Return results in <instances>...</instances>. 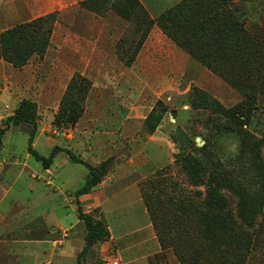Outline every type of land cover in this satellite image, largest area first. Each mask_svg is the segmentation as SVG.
Returning <instances> with one entry per match:
<instances>
[{
    "label": "rangeland",
    "instance_id": "374dc122",
    "mask_svg": "<svg viewBox=\"0 0 264 264\" xmlns=\"http://www.w3.org/2000/svg\"><path fill=\"white\" fill-rule=\"evenodd\" d=\"M174 1L153 0L157 14L154 10L152 14L141 3L155 19ZM23 2L19 5L14 0H1L0 36L7 29L40 16L53 14L56 19L44 55L34 54L23 66L10 62L6 65L9 66L7 74L22 94L14 100H0L1 142L7 140L9 147H15L14 151L27 147L25 135L29 136L32 124L22 122L6 128L5 120L17 113L22 100L29 99L37 105L36 135L39 133L41 139L33 146L38 153L47 157L50 149L58 145L69 148L77 156L87 153L95 159L101 154L106 158L103 162H109V168L113 166L110 161L115 155H126L131 159L134 181L142 190L164 250L159 255V263L180 264L170 247L172 236L178 233L176 223H186L179 219L187 210L191 218L187 223L193 226L197 212L207 211L214 175L232 177L249 190L260 185V177H253V170L255 164L264 168V94H258L249 122L245 124L260 152L258 158H249L251 163L248 155L241 153L240 136L216 133L214 120L230 122L229 114L205 101L206 98L216 100L228 109L245 95L190 55L157 23L142 42L135 59L127 62L141 36L143 23L136 18H123L111 8L109 0H32L34 13ZM227 7L251 34L260 40L264 38V0H228ZM24 12L29 15L25 16ZM32 16L35 18L24 21ZM80 78L87 84L81 93L74 90L79 97L81 117L76 122L62 117L56 120L68 85ZM154 108L160 111L164 108L165 112L157 129L151 132L145 119ZM154 133L159 134L156 141L151 139ZM97 144L101 149L95 151ZM205 145L211 151L210 157L198 151ZM110 154L114 156L108 157ZM57 155L69 158L64 151H59L55 157ZM185 155L201 158L205 173L200 182L189 177L181 159ZM76 166L69 173L74 181L83 179L78 185L81 188L86 183L88 169L83 164ZM218 192L226 200L224 210H230L237 218L238 195L228 185L220 186ZM45 207H49L48 202L41 210ZM134 210L138 214L136 224L146 225L148 219L140 205H134ZM263 216L264 208L258 221ZM86 234L85 226V240ZM153 243L151 240L150 247ZM87 254L81 256V264ZM113 260L114 255H111L109 261ZM107 261L105 258L95 264ZM250 264H264L260 250Z\"/></svg>",
    "mask_w": 264,
    "mask_h": 264
},
{
    "label": "trees",
    "instance_id": "16d2710c",
    "mask_svg": "<svg viewBox=\"0 0 264 264\" xmlns=\"http://www.w3.org/2000/svg\"><path fill=\"white\" fill-rule=\"evenodd\" d=\"M109 1L111 8L123 18H136L137 22L143 23L141 36L127 62L135 59L142 42L157 23L179 46L245 95L243 100L228 109L216 100L209 101L206 98L205 101L216 110L229 114L230 122L214 120L216 133L237 134L243 144L242 155H248V159L258 158L259 149L254 137L245 129V124L249 122L258 94H264V38L260 40L245 28L234 11L227 7L228 0H181L155 19L150 17L140 0ZM55 19L53 14H47L2 32L0 58L18 67L25 65L34 54L44 55L50 44ZM86 85V80L82 78L71 81L56 120L62 117L76 122L81 117L79 97L74 94V90L81 93ZM36 111L35 102L22 100L17 113L5 120V127L22 122L32 124L28 151L46 169L51 166L59 151L66 152L71 162L81 163L88 168L85 185L76 191L78 215L87 229L85 247L78 254L81 264L83 254L95 244L108 240L110 236L106 224L92 214L84 212L79 200L80 195L90 192L105 178L110 169L109 162L94 165L77 156L69 148L58 145L53 147L47 157L38 153L33 146L37 131ZM164 112V108L162 111L154 108L146 117L145 122L151 132L157 129ZM2 133L0 130V137ZM198 151L203 156L210 157L208 145ZM181 159L189 177L195 182H200L205 173L201 158L185 155ZM240 171L242 174L243 168ZM253 173V177H260V185L255 190H249L243 182H234L232 177L214 175L210 183L207 211L197 212L196 224L193 226L187 223V220H191L190 214L187 210L183 211L179 220H186V223H176L178 233L172 236L170 246L180 264H250L258 250L264 255V216L258 221L264 208V168L255 164ZM225 185L230 186L239 197L237 218L230 210H224L226 200L218 189ZM164 244L162 239V245Z\"/></svg>",
    "mask_w": 264,
    "mask_h": 264
},
{
    "label": "crops",
    "instance_id": "0c3cea01",
    "mask_svg": "<svg viewBox=\"0 0 264 264\" xmlns=\"http://www.w3.org/2000/svg\"><path fill=\"white\" fill-rule=\"evenodd\" d=\"M14 1L23 5L20 4L23 0ZM24 1L34 13L32 0ZM179 1L175 0L172 5ZM141 2L151 12L155 11L153 0ZM24 15L29 13L24 12ZM33 18L35 16L24 21ZM7 63L4 58L0 59V100H14L22 94L7 74ZM25 136L27 147H18L17 151L8 146L11 144L7 140L0 143V264H79L78 254L85 247L86 240L85 223L78 215L76 191L83 179L74 181L69 171L73 172L81 163L57 155L49 168H43L28 151L29 136ZM158 137L159 134L154 133L151 139L156 141ZM40 139L38 133L34 145ZM97 149H101L98 144L93 150ZM79 157L88 162L91 160L90 163L95 165L106 159L101 154L95 159L87 153ZM111 160L113 166L105 178L90 192L79 196L84 212L103 221L110 231L108 240L92 246L82 264H95L105 258L108 260L106 264L115 261L119 264H160L159 255L164 250L142 190L134 181L131 159L126 155H115ZM43 202H48L49 207L41 210ZM137 204L148 219L146 225L136 224L138 214L134 205ZM151 240L154 242L152 247ZM111 255H114L113 261H109Z\"/></svg>",
    "mask_w": 264,
    "mask_h": 264
},
{
    "label": "built area",
    "instance_id": "2783aa9c",
    "mask_svg": "<svg viewBox=\"0 0 264 264\" xmlns=\"http://www.w3.org/2000/svg\"><path fill=\"white\" fill-rule=\"evenodd\" d=\"M113 264H119L118 261L113 262Z\"/></svg>",
    "mask_w": 264,
    "mask_h": 264
}]
</instances>
